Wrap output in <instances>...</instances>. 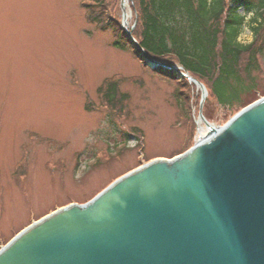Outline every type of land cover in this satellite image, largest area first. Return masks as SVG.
Instances as JSON below:
<instances>
[{
    "label": "rangeland",
    "instance_id": "1",
    "mask_svg": "<svg viewBox=\"0 0 264 264\" xmlns=\"http://www.w3.org/2000/svg\"><path fill=\"white\" fill-rule=\"evenodd\" d=\"M121 2L0 0V248L32 222L85 203L125 173L199 139L200 89L150 67L133 47L112 45L120 39L112 19L129 36L135 25L134 1L126 23ZM251 16L243 43L253 41ZM258 62L260 95L246 91V102L264 93L261 56ZM208 96L202 111L221 126L237 108Z\"/></svg>",
    "mask_w": 264,
    "mask_h": 264
},
{
    "label": "water",
    "instance_id": "2",
    "mask_svg": "<svg viewBox=\"0 0 264 264\" xmlns=\"http://www.w3.org/2000/svg\"><path fill=\"white\" fill-rule=\"evenodd\" d=\"M139 51L200 89L205 133L32 222L0 248V264H264V96L213 125L204 84Z\"/></svg>",
    "mask_w": 264,
    "mask_h": 264
},
{
    "label": "trees",
    "instance_id": "3",
    "mask_svg": "<svg viewBox=\"0 0 264 264\" xmlns=\"http://www.w3.org/2000/svg\"><path fill=\"white\" fill-rule=\"evenodd\" d=\"M133 1L136 18L131 36L112 19L120 32V39L112 42L114 47L131 46L137 53L142 49L159 62L178 63L205 85L209 96L219 105L231 110L237 108L232 115L258 99L246 102L242 94L253 90L258 97L260 95L256 90L255 73L260 67L258 57L264 60V0ZM239 7L244 14L238 12ZM249 13L253 41L243 43L239 34ZM93 14L88 12L89 19L97 21ZM154 69L171 73L163 67ZM184 81L188 84L186 78ZM106 90V95L110 93L109 100L113 99L117 92L116 82H110ZM207 101L205 98L203 102L205 109ZM203 114L208 118L206 111Z\"/></svg>",
    "mask_w": 264,
    "mask_h": 264
},
{
    "label": "bare ground",
    "instance_id": "4",
    "mask_svg": "<svg viewBox=\"0 0 264 264\" xmlns=\"http://www.w3.org/2000/svg\"><path fill=\"white\" fill-rule=\"evenodd\" d=\"M128 9H129V6H128V0H122V10H123V13H122V17H123V21L126 23V21L128 20V17H129V14H128ZM175 65V64H174ZM177 66V65H175ZM151 67V66H150ZM156 67H162V66H154L152 68H156ZM178 69H180L181 71H184V68L182 66H177ZM165 68V67H163ZM168 69V68H166ZM168 70H171V69H168ZM172 71V70H171ZM173 72V71H172ZM191 84H194L193 82H190ZM197 126H198V131L200 132V134H204L205 133V130L203 129L202 125H203V122L201 120H197L196 122Z\"/></svg>",
    "mask_w": 264,
    "mask_h": 264
}]
</instances>
